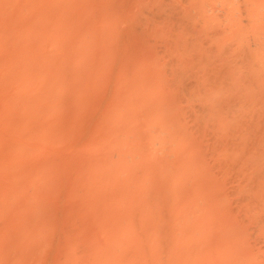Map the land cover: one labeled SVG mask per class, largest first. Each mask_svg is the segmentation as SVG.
I'll return each mask as SVG.
<instances>
[{"label":"bare ground","instance_id":"bare-ground-1","mask_svg":"<svg viewBox=\"0 0 264 264\" xmlns=\"http://www.w3.org/2000/svg\"><path fill=\"white\" fill-rule=\"evenodd\" d=\"M262 3L0 0V264H149L169 235L194 264L248 250Z\"/></svg>","mask_w":264,"mask_h":264},{"label":"rangeland","instance_id":"rangeland-1","mask_svg":"<svg viewBox=\"0 0 264 264\" xmlns=\"http://www.w3.org/2000/svg\"><path fill=\"white\" fill-rule=\"evenodd\" d=\"M262 2H264V0H262ZM261 5L264 6V3H262ZM263 8H264V7H263ZM262 13H263V14H262ZM260 15H261V16H264V10L261 11ZM263 30H264V29H263ZM110 129H111V128H110ZM111 131H112V130H111ZM172 182H173V181H171L170 184H173ZM173 185H174L173 187H175L176 184H173ZM177 185H178V184H177ZM236 193H237V195H236ZM236 193L234 194V196H233V195L230 196L231 199H232L233 197L239 195V194H238L239 192H236ZM69 196H70V195L67 196V199H66V198L63 199V203H62V205L64 204V200H66V201L68 202V198H69ZM246 201H247V200H246ZM245 203L247 204L248 201L245 202ZM245 203H242V205H241V206L245 205V206H243L244 209H247V208H248V209H251V210L253 209V208H251V207H247ZM241 206H240V207H241ZM258 206H260V207H258V209H257L258 211L254 209L255 211H257V213H256V212H252L251 210H248V211H247V210H244L243 207H241L242 209L237 208L238 211H240V210L243 211V212H241V214H242V213L244 214L245 212L247 213V214H245V216H247V217H245V216L242 214V216H244V217H243V218H239L240 220H242V219H243V220H244V219H247V220H248V221H247V220H244V221H247V223H246V222L244 223L243 220L241 221V223H243V224H242L243 226H244V224H246V226L249 227V228H246V226H244V227L241 226V229H242V230L245 229V230H243L244 233H245V234L249 233V232H250L249 230H251V231H253V230L256 231L255 234H253L254 232L249 233L251 236H250L249 234H248V235H245V240H244V241H249V240H250L249 242H251V243H250V244L248 243V244H249V245H252V246H249L248 250L251 249V250L253 251V249H255V248H256V249L258 248V249H257V250H254V251H255L254 254H251V253H249V252L246 253V252L248 251L247 249H246V250H243V249L240 250V247H239V246H238V248H239V249H238V248H234L235 245L233 246V244H230V246H232L231 248H233V254L236 253V256H232L231 260H229L230 257H229V255H228V252H226L227 254H225V256H222L223 259H221V262H222V261L224 262V260L227 259L226 261H228V260H229L230 262L233 261L234 264H236V262H235L234 260H232V259L235 258L236 261H237V258H236V257L239 256V253H242L241 256H243V255L245 254L244 259H246L245 261L248 262V264L253 263V262L249 261V260H252V259L255 261L254 264H257L258 262H261V264H262V263L264 264V259H262V257H264V250H263V248H262V246H263L262 244H264V241H263L264 239H262V238H263V237H262V234H263V236H264V224L262 223L264 218H263L262 220L258 218V216H260V214H261L260 218L264 217V215L262 216V214H264V213L262 212V211H264V209L261 210L263 206H262L260 203L258 204ZM246 207H247V208H246ZM244 211H245V212H244ZM250 212H252V213H250ZM260 212H261V213H260ZM54 213H55V212H54ZM54 213H53V216H54ZM239 213H240V212H239ZM249 213L251 214V216H248ZM255 213H256L257 215H256ZM55 214H56V213H55ZM250 214H249V215H250ZM238 215H240V214H238ZM254 215H255V216H254ZM240 217H241V215H240ZM180 218H181V217H180ZM180 218L177 219L175 222H173V223H175V225H177V227H175V229L178 228V227L181 228V227L184 226L183 224H185L184 221H183V219H180ZM254 218H255V221H257V220H261V221H260V222H259V221L255 222V221H253ZM167 219H169L168 216H167ZM167 219L164 221V223H166V221H169V224H170V223H171L170 220H167ZM249 219H251V220H249ZM181 220H182L183 222H182ZM178 221H181L182 223H180V222L178 223ZM248 222H249V223H248ZM253 222H254V223H253ZM173 223H171V225H172ZM177 223H178V224H182V226L178 225ZM251 223H253V224H251ZM255 223H256V224H255ZM258 223H261V224H262V225H260L261 228L259 227V224H258ZM171 225H170V226H171ZM170 226H169V225L167 226L168 229H169ZM173 226H174V225H172V227H173ZM251 226H252V227H251ZM254 226H257V228L254 227ZM250 227H251V228H250ZM258 227H259V228H258ZM254 228H256V230H255ZM257 229H261V230H258V234H257L258 236L256 235V233H257ZM165 230H167V229H165ZM172 230H173V228H172L171 230H168V232L171 231V233H172V232L174 231V230H173V231H172ZM165 233H166V232H165ZM165 233H164V235H165ZM171 233H167V235H168V234H171ZM259 233H261V234H259ZM196 234H197V233H196ZM194 235H195V234H194ZM195 236H196V235H195ZM249 236H250V237H249ZM170 237H171V235H169V236H165V237H164V238H165L164 241H166L167 243L170 241L171 245H169V243L167 244V243L163 242V243H165V244L161 243V246H160L159 251H158V252L160 253L159 256H160L161 258H163V259H161V258H159V259H160L161 261H164V262L159 263V262H161V261H158V260H157L158 263H157L156 261H154L153 264H155V263H156V264H166V263H167V264H174V263L176 264V262L174 261V259L178 260V261H177L178 264H179V263L182 264V263L180 262V261H182V260L189 261V262L183 261V263L189 264V263L193 262V263H191V264H194V262H195V259H194V258H197V257H196V255H195V256H192V255H189V254L195 253V251H194V250H192V251H187L188 248L186 247V245H185L184 243H182V244H184V246H182V245H181V246H182L183 250L185 249L187 252L182 251V250L180 249L181 246H180V245H175V244H173V242H171L172 239H173V237H171V239H170ZM251 237H255V238L253 239V238H251ZM256 237H259L258 240H255ZM260 237H262V238H261V241H259ZM166 238H167V239H166ZM194 238H195V237H194ZM194 238H193V239H194ZM168 239H169V240H168ZM251 239H253L254 241L251 240ZM167 240H168V241H167ZM162 241H163V239H162ZM186 241H188V240H185V241H183V242H186ZM255 241H259V242L255 243ZM195 243H196V241H195ZM195 243H194V242H193V243H189V244H193V245H194V248H192L191 246H189V244H188V247H189V248H192V249H195V248H196V247H195ZM162 244H163V245H166L167 248H168L169 246H171V247H169V248H172V250H174V251H172V250L169 251V248H168V249L164 248V246H163ZM186 244H187V242H186ZM258 244H260V246H257ZM173 246H174V247H176V246H180V247H179V248L176 247V249H175ZM221 247H222V246H221ZM221 247H218V248L220 249ZM254 247H255V248H254ZM161 248H163V250H164V249H165V250H164V251H163V250L160 251ZM259 248H261V250H263V251L259 250ZM221 249H222V248H221ZM234 249H237V250H234ZM166 250H167V251H166ZM251 250H249V251H251ZM168 251H169V253H168ZM181 251H182V252H181ZM220 251H221V250H220ZM223 251L225 252V250H223ZM234 251H237V252L234 253ZM239 251H242V252H239ZM258 251H260V252H258ZM124 252H125V251H124ZM164 252H165V253H164ZM177 252H178V253H177ZM179 252H180V254H182V253L184 252L183 255L188 253L189 256L194 257V258H193L194 261L190 260V258H192V257H190V258H189V257H186L187 255H185V257H186L187 259H189V260L184 259L185 257H184L183 259H181V257H183V255L180 256V255H179ZM214 252H215V251H214ZM216 252H217L218 254H224V252L221 253L222 251L219 252V250H216ZM118 253H119V252H118ZM159 253H157L156 255H158ZM175 253H176L178 256H176ZM211 253H212L213 255H215L213 252H211ZM211 253H209V254H211ZM138 254H139V253L137 252V255H136V259H137V261H138V262L141 261V263H143L144 260H145L144 258H145L146 256H140L141 254H143V252L140 253L139 255H138ZM144 254H145V252H144ZM144 254H143V255H144ZM169 254H170V255H169ZM212 254H211V255H212ZM119 255H120V254H119ZM156 255H155V256H152V257L157 259V257H159V256H156ZM162 255H164V256L167 255V257H169V258H167V257H162ZM193 255H194V254H193ZM226 255H228V256H226ZM171 256H172V257H171ZM173 256H174V257H173ZM209 256H210V255H209ZM215 256L218 257V259H217L216 257H213V258H212V261H211V259H210L211 256H210L209 258H207V259H210V260H207V262H206V261H205V262L208 263V262L210 261L212 264L215 263V262H216V263L219 262L218 260H219V258L221 257V255H218V256L215 255ZM256 256L258 257V259L254 258V257H256ZM140 257H141V258H140ZM177 257H180L181 260L177 259ZM147 258H149V259H147ZM147 258H146L147 261H145V262H150L149 264H151V263H152L151 261H153V260H150V259H153V258H150L149 255L147 256ZM164 258H165V259H164ZM143 259H144V260H143ZM166 259H168V260L166 261ZM171 259H172V262H173V263L170 262ZM213 259H214V260H213ZM259 259H261V260H263V261H260ZM154 260H155V259H154ZM198 260H199V259H198ZM238 260H239V259H238ZM137 261H136V262H137ZM168 261H169V262H168ZM202 261H204V260H202ZM226 261L224 262V264L226 263ZM239 261H240V260H239ZM239 261H238V262H239ZM257 261H258V262H257ZM205 262H203V264H205ZM256 262H257V263H256ZM211 263H210V264H211ZM216 263H215V264H216ZM241 263H244V261H243V262H240L239 264H241ZM81 264H84V263L81 262ZM145 264H148V263H145ZM218 264H220V263H218ZM230 264H232V263H230ZM244 264H246V263H244Z\"/></svg>","mask_w":264,"mask_h":264}]
</instances>
